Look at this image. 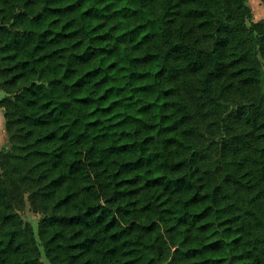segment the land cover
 Listing matches in <instances>:
<instances>
[{"label":"trees","instance_id":"1","mask_svg":"<svg viewBox=\"0 0 264 264\" xmlns=\"http://www.w3.org/2000/svg\"><path fill=\"white\" fill-rule=\"evenodd\" d=\"M0 91V264H264L248 0H0Z\"/></svg>","mask_w":264,"mask_h":264},{"label":"rangeland","instance_id":"2","mask_svg":"<svg viewBox=\"0 0 264 264\" xmlns=\"http://www.w3.org/2000/svg\"><path fill=\"white\" fill-rule=\"evenodd\" d=\"M248 3L252 8L254 19L264 18V4L263 3H261L259 0H248ZM2 95H3V92L0 91V97ZM2 143L4 144V141H3V138L0 137V145ZM24 200H25L24 206L19 210V213L24 220L32 223L33 228L36 231L37 221L40 218V213L35 212L31 209L27 194H25ZM41 255H42L41 256L42 259L46 262V264H49L43 252L41 253Z\"/></svg>","mask_w":264,"mask_h":264},{"label":"crops","instance_id":"3","mask_svg":"<svg viewBox=\"0 0 264 264\" xmlns=\"http://www.w3.org/2000/svg\"><path fill=\"white\" fill-rule=\"evenodd\" d=\"M0 137L3 138V141H5L6 133H5V129H4V118H3V110H2V108H0Z\"/></svg>","mask_w":264,"mask_h":264}]
</instances>
